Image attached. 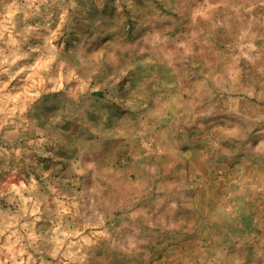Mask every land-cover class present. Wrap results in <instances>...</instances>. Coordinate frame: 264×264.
<instances>
[{"label":"rangeland","instance_id":"rangeland-1","mask_svg":"<svg viewBox=\"0 0 264 264\" xmlns=\"http://www.w3.org/2000/svg\"><path fill=\"white\" fill-rule=\"evenodd\" d=\"M0 264H264V0H0Z\"/></svg>","mask_w":264,"mask_h":264}]
</instances>
